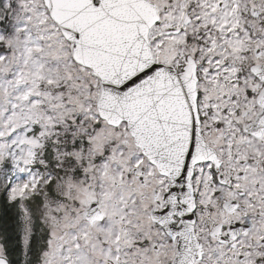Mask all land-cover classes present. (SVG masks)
I'll return each mask as SVG.
<instances>
[{
  "label": "snow or ice",
  "instance_id": "obj_1",
  "mask_svg": "<svg viewBox=\"0 0 264 264\" xmlns=\"http://www.w3.org/2000/svg\"><path fill=\"white\" fill-rule=\"evenodd\" d=\"M0 264H264V0H0Z\"/></svg>",
  "mask_w": 264,
  "mask_h": 264
}]
</instances>
